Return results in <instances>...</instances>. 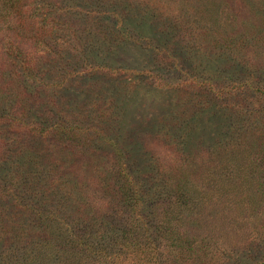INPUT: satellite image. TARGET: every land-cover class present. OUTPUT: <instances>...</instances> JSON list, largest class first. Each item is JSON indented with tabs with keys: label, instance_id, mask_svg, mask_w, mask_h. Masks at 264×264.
<instances>
[{
	"label": "rangeland",
	"instance_id": "rangeland-1",
	"mask_svg": "<svg viewBox=\"0 0 264 264\" xmlns=\"http://www.w3.org/2000/svg\"><path fill=\"white\" fill-rule=\"evenodd\" d=\"M26 1V29L0 16V182L61 221L0 214V264H261L264 0ZM25 102L52 120L11 125Z\"/></svg>",
	"mask_w": 264,
	"mask_h": 264
},
{
	"label": "trees",
	"instance_id": "trees-1",
	"mask_svg": "<svg viewBox=\"0 0 264 264\" xmlns=\"http://www.w3.org/2000/svg\"><path fill=\"white\" fill-rule=\"evenodd\" d=\"M27 1L26 0H0V16L3 15V19H8V21L5 22H9L10 24H12L14 22V19L17 20L18 22H20V25H17L18 27L22 28V29H26L25 25L23 24L25 19L28 18V15L30 14V8L27 6H33V2L26 4ZM36 16L35 14L29 15V17H33ZM2 20V19H1ZM0 25H2V22L0 21ZM44 25H42V27L39 26V28H44ZM45 26H47V24H45ZM48 27V26H47ZM38 28V29H39ZM34 29V27H33ZM34 31V30H33ZM48 31V29H44L43 31V36L45 35V33ZM46 36V35H45ZM45 38V37H44ZM19 50V49H18ZM15 51V48H11L9 50V52L11 54H13V52ZM17 55H15V63L17 64L16 67L20 68V72L15 71L13 72V76H17L20 75V73L24 76L26 75H32L34 72V68H33V64L30 63L31 59H18L17 60ZM48 92L50 93V95H52L53 99L55 100V102L57 103L59 100L58 98H54L53 96V91L52 89L48 88ZM46 98H49V94H46ZM42 102L47 103L46 99H41ZM2 105V102L0 101V107ZM26 105V106H25ZM25 105L23 107V112L25 113L22 117H17V116H9L10 118L8 120H10V124H16V122L18 123V125H21V128H23L25 130V127L30 128L29 126L23 124V120L27 119L31 116H40V118H44L43 116H45L46 118H51L52 116H54L53 113L50 112V110H42L41 107L37 106H33L32 104L25 102ZM23 106V105H21ZM55 106H59V103H57V105ZM3 110V113L6 112V106L4 105L0 111ZM47 112H50L49 114H47ZM73 114H75L74 112H72ZM58 115V116H57ZM57 115H55V122L53 125L56 126L57 129H61V130H65L68 131L70 129H73V127L68 126V123L72 122L71 120L75 121V117L70 116L67 119L65 113L60 109H57ZM2 116H5V114H3ZM4 118V117H3ZM2 119V118H1ZM67 119V120H66ZM52 120V118H51ZM69 120V122H67ZM3 121H0V127H2L4 125V123H2ZM21 122V123H19ZM74 124H77V126L79 125V122H73ZM5 124H9V123H5ZM84 127H79L77 129L81 130ZM21 156V155H20ZM263 160H264V156H263ZM233 164V163H232ZM23 171V170H22ZM7 175V177L0 182V214L3 216L5 225L7 229H10L11 232L12 230L15 231L16 228H18V226H23L22 221H27L28 215L31 214V220H33V222L31 221V223H33V228L34 227H39V219H43L45 216L46 217H50L52 218L55 223H58L61 221L60 217L57 216V209L58 207H54L52 205H49L50 203L44 199L45 194H40L41 191H35V193H33V198L32 201H28V203H26V209L27 210H23L22 207L19 208V206L22 205V202L24 200H26L28 198V196L26 195V191L24 190V192H21L23 189L28 188L27 185L24 184V182L22 183L21 177H20V173H11V171L5 173ZM11 174V176H10ZM24 177V180L28 183V180L30 179L26 174H22ZM10 176V177H9ZM14 180H13V179ZM17 180V181H15ZM19 181V182H18ZM135 188V187H134ZM27 190V189H26ZM131 192L128 190L124 191L125 193L128 194H135L138 190V192L142 193L143 190L140 188H135V190L131 189ZM257 192V191H256ZM258 193V192H257ZM145 195V193H142ZM27 196V198H26ZM34 197H36L34 199ZM26 198V199H25ZM24 206V205H22ZM177 206L180 207V204H177ZM11 208V209H10ZM16 220L18 221V223L16 222ZM51 225V224H50ZM145 228H147V226H143L142 228H137V235H139L140 237H137V244H139L141 247H150L149 246V241H140V238L145 236L147 234V232L145 231ZM171 229V228H169ZM148 235V234H147ZM141 243V244H140ZM39 249H41V244L38 243ZM93 251V250H92ZM40 253V251L34 255H37ZM95 252L93 251L92 254H94ZM91 257H93V255H91ZM87 264V263H86ZM88 264H92L91 259L88 261ZM261 264H264V261L261 262Z\"/></svg>",
	"mask_w": 264,
	"mask_h": 264
}]
</instances>
